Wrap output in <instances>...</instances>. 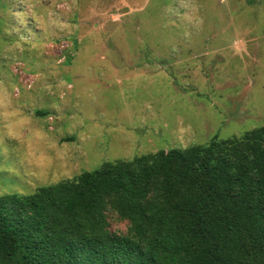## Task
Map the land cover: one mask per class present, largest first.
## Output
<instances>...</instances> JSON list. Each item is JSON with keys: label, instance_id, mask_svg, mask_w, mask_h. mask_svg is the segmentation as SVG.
<instances>
[{"label": "rangeland", "instance_id": "rangeland-1", "mask_svg": "<svg viewBox=\"0 0 264 264\" xmlns=\"http://www.w3.org/2000/svg\"><path fill=\"white\" fill-rule=\"evenodd\" d=\"M262 126L264 0H0V196Z\"/></svg>", "mask_w": 264, "mask_h": 264}, {"label": "trees", "instance_id": "trees-1", "mask_svg": "<svg viewBox=\"0 0 264 264\" xmlns=\"http://www.w3.org/2000/svg\"><path fill=\"white\" fill-rule=\"evenodd\" d=\"M0 264H264V126L0 196Z\"/></svg>", "mask_w": 264, "mask_h": 264}]
</instances>
